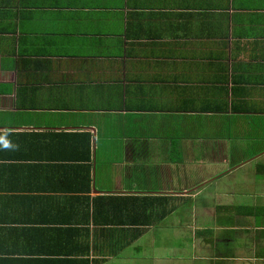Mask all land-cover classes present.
<instances>
[{
	"label": "crops",
	"instance_id": "1",
	"mask_svg": "<svg viewBox=\"0 0 264 264\" xmlns=\"http://www.w3.org/2000/svg\"><path fill=\"white\" fill-rule=\"evenodd\" d=\"M0 134V264H264V0H0Z\"/></svg>",
	"mask_w": 264,
	"mask_h": 264
},
{
	"label": "clouds",
	"instance_id": "2",
	"mask_svg": "<svg viewBox=\"0 0 264 264\" xmlns=\"http://www.w3.org/2000/svg\"><path fill=\"white\" fill-rule=\"evenodd\" d=\"M16 146L7 138L6 135L0 134V148L3 149H12Z\"/></svg>",
	"mask_w": 264,
	"mask_h": 264
},
{
	"label": "trees",
	"instance_id": "3",
	"mask_svg": "<svg viewBox=\"0 0 264 264\" xmlns=\"http://www.w3.org/2000/svg\"><path fill=\"white\" fill-rule=\"evenodd\" d=\"M40 261L42 262V264H45V262H46V260L45 259H42V258H40ZM50 261H52V260H50Z\"/></svg>",
	"mask_w": 264,
	"mask_h": 264
}]
</instances>
